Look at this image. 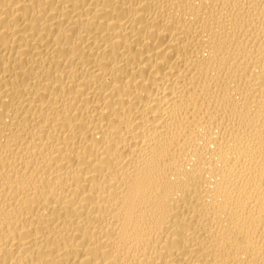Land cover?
Here are the masks:
<instances>
[{"label":"bare ground","instance_id":"bare-ground-1","mask_svg":"<svg viewBox=\"0 0 264 264\" xmlns=\"http://www.w3.org/2000/svg\"><path fill=\"white\" fill-rule=\"evenodd\" d=\"M0 264H264V0H0Z\"/></svg>","mask_w":264,"mask_h":264}]
</instances>
